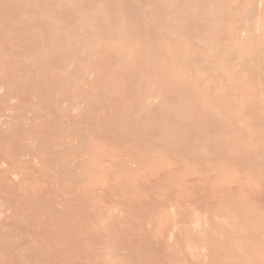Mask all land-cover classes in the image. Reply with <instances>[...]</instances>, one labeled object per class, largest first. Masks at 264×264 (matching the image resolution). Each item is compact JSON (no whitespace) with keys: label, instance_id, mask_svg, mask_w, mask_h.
<instances>
[{"label":"rangeland","instance_id":"374dc122","mask_svg":"<svg viewBox=\"0 0 264 264\" xmlns=\"http://www.w3.org/2000/svg\"><path fill=\"white\" fill-rule=\"evenodd\" d=\"M0 264H264V0H0Z\"/></svg>","mask_w":264,"mask_h":264},{"label":"bare ground","instance_id":"6f19581e","mask_svg":"<svg viewBox=\"0 0 264 264\" xmlns=\"http://www.w3.org/2000/svg\"><path fill=\"white\" fill-rule=\"evenodd\" d=\"M102 246V245H101ZM108 247V246H107ZM109 250V249H108ZM96 255V254H95ZM115 258V257H114ZM114 260V259H113ZM118 261V260H117ZM114 262V261H113ZM105 263V262H104ZM117 263V262H116ZM121 263V262H120Z\"/></svg>","mask_w":264,"mask_h":264}]
</instances>
